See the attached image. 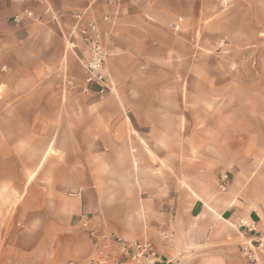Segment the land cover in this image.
Masks as SVG:
<instances>
[{
  "label": "crops",
  "instance_id": "1",
  "mask_svg": "<svg viewBox=\"0 0 264 264\" xmlns=\"http://www.w3.org/2000/svg\"><path fill=\"white\" fill-rule=\"evenodd\" d=\"M82 12L110 52L103 99L67 45ZM0 119L19 196L0 264H116L117 237L264 264L243 252L264 233V0H0Z\"/></svg>",
  "mask_w": 264,
  "mask_h": 264
},
{
  "label": "built area",
  "instance_id": "2",
  "mask_svg": "<svg viewBox=\"0 0 264 264\" xmlns=\"http://www.w3.org/2000/svg\"><path fill=\"white\" fill-rule=\"evenodd\" d=\"M229 2L230 0H224L226 4ZM45 11L47 14L52 15L55 21L63 17L61 10L47 7ZM86 15L84 12L72 15L76 22L73 31L76 33L78 40L67 38V45L73 52L81 50L82 54L79 55V60L86 72V84L90 87H96L95 90L90 88L91 93L99 98H104L113 92V86L110 83L106 68L110 54L105 45L104 35L98 20L91 16L86 17ZM26 17L37 18L33 11L26 10L23 13L16 14L13 21L20 24ZM104 19L107 20L108 17ZM231 181V172L229 170L222 171L218 179L219 190L221 192L227 191ZM116 242L120 245V257L116 264H177L170 260H163L155 244L150 240H127L117 237ZM254 242L256 245L243 249L245 256L251 262L257 261L256 249H264V233L256 236ZM68 264L77 263L70 261ZM89 264H105V261L94 259Z\"/></svg>",
  "mask_w": 264,
  "mask_h": 264
},
{
  "label": "rangeland",
  "instance_id": "3",
  "mask_svg": "<svg viewBox=\"0 0 264 264\" xmlns=\"http://www.w3.org/2000/svg\"><path fill=\"white\" fill-rule=\"evenodd\" d=\"M92 87H94V90L96 89L95 86H92ZM92 87L86 86V92H88L90 95L93 96L92 99H95V100L103 99V98L97 97V95L90 92V88L92 89ZM5 125L6 124L4 123V121L0 119V130L3 131V127ZM9 144H11V137L0 134V224L2 225L3 228L9 225L10 222L12 221V218H13L12 213H13V210L17 208L16 204L18 203V199H19L18 195L17 197H14L13 199H11V196L13 195L12 188L10 187V184L4 182L3 173H5L7 180H9L10 177H13V178L16 177L13 170L11 171L8 169V167L10 166V162L5 163L3 161V156L9 155V152L7 153L3 151V147L8 146ZM3 163H5L6 166ZM7 234L8 233L4 231L1 232V235L3 236Z\"/></svg>",
  "mask_w": 264,
  "mask_h": 264
},
{
  "label": "bare ground",
  "instance_id": "4",
  "mask_svg": "<svg viewBox=\"0 0 264 264\" xmlns=\"http://www.w3.org/2000/svg\"><path fill=\"white\" fill-rule=\"evenodd\" d=\"M109 51V50H108ZM109 54H110V52H109ZM109 57H110V55H109ZM109 59V58H108ZM107 62H108V60H107ZM107 65V64H106Z\"/></svg>",
  "mask_w": 264,
  "mask_h": 264
}]
</instances>
